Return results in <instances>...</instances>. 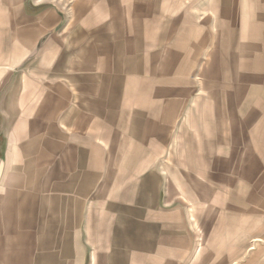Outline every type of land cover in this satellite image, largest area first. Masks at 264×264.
Here are the masks:
<instances>
[{
  "label": "crops",
  "instance_id": "0c3cea01",
  "mask_svg": "<svg viewBox=\"0 0 264 264\" xmlns=\"http://www.w3.org/2000/svg\"><path fill=\"white\" fill-rule=\"evenodd\" d=\"M255 167L264 0H0V264H189L168 186L201 178L210 220L254 207ZM232 212L203 262L264 264V217Z\"/></svg>",
  "mask_w": 264,
  "mask_h": 264
},
{
  "label": "rangeland",
  "instance_id": "374dc122",
  "mask_svg": "<svg viewBox=\"0 0 264 264\" xmlns=\"http://www.w3.org/2000/svg\"><path fill=\"white\" fill-rule=\"evenodd\" d=\"M191 172L190 174L194 173L193 171H195L196 173H198L200 171L201 173V168H197V167H190ZM258 178H264V167H255V174H254V181L252 183H250L251 185L255 184L256 185H261V187L264 186V183H260L258 182ZM176 179H180L182 180L181 182H176L174 187L168 186L167 191L170 194V199L172 200V205L174 206H181L184 207L187 212L189 213V217H190V225H191V233L193 235V250L192 253L190 255V261L189 264H205V262H203V259L207 258V255H211L214 253L215 250H229V246L226 247H219V245H215L212 241V229L214 227H212V223L218 222L224 226L225 232H224V236L222 237V235L218 234L217 238L221 239L220 243L223 242H229L228 240V235H229V224L232 221L234 223L235 221V215L234 212H232V215H229V209H237V216L240 219L239 220V225L242 222V218L244 217H249V216H259V217H264V194L261 193V190H257L258 192H254L253 196L255 198V202L254 203V207L251 208V202L249 203L248 201H245L244 198H238L236 196V192L234 191V196L237 198L235 199L234 197H232L231 201L228 200V194L224 193L221 194V202L222 204H218L215 203L216 205L220 206L221 211H216V215L211 216V219H208V216L206 215V220L203 219V215L201 217V208L205 206V202L203 199H201V178H176ZM187 182H184L186 181ZM234 180V179H233ZM256 180V181H255ZM241 178H236V180L234 181V183L232 184V188H234L237 186L238 188L241 185ZM224 186V184H223ZM229 188V186H228ZM227 188V189H228ZM239 194V193H238ZM250 194L248 193V196ZM226 199V200H224ZM214 204V203H212ZM212 204H208L206 203V209L209 210L210 208H208V205L213 206ZM215 205V206H216ZM248 205V211H246L245 206ZM202 206V207H201ZM253 206V205H252ZM203 209V208H202ZM253 210V214L251 213V211ZM240 213V212H242ZM223 212V213H221ZM221 213V214H220ZM208 219V220H207ZM246 219L243 220V222H245ZM214 222V224H215ZM238 225V226H239ZM240 227V226H239ZM228 228V229H227ZM245 233V232H243ZM240 230L237 232V236H235L234 233V241L232 240V243L235 241H238L239 244V248H238V254H246V234H243ZM233 234V233H232ZM251 243V241L247 242V244ZM259 243L261 244V240L258 242H254V246L256 247L257 250V246L256 244ZM219 244V243H217ZM216 248V249H215ZM208 264V263H206ZM220 264H229L227 262H223Z\"/></svg>",
  "mask_w": 264,
  "mask_h": 264
}]
</instances>
